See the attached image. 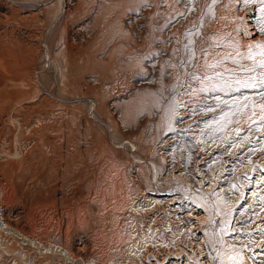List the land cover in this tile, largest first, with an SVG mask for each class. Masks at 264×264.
Here are the masks:
<instances>
[{"label":"rangeland","instance_id":"1","mask_svg":"<svg viewBox=\"0 0 264 264\" xmlns=\"http://www.w3.org/2000/svg\"><path fill=\"white\" fill-rule=\"evenodd\" d=\"M206 1L175 0L169 16L161 17L167 27L166 43L151 41L149 52L137 57L140 61L137 69L127 67L132 55L104 58L102 71L94 70L93 62L87 59L75 63L65 57L63 28L51 26L43 31L38 66L28 93L23 87H11L10 83L0 88V206L5 210L6 223L12 226L0 224V238L5 240L0 244V264H89L93 261L126 264L129 255L133 264H184L176 254L192 238L184 236L187 233L181 231L179 217L189 214L191 208L197 211L188 205L190 200L201 209L194 213L203 217L200 229L196 226L195 232L199 238L206 235L215 262L225 263L226 259L221 261V256L227 253V248L237 249L242 261L241 246L236 239L244 234L234 231L235 226L239 227L237 218L245 208L252 214L260 208L259 201H253L250 192H262L264 187L261 183L254 186L260 172L264 177V55L257 58V53L249 51L248 67L231 88L205 87L199 64L218 49L210 45L211 36L217 32L214 28L221 25L217 19L223 16L219 17L218 13L226 12L224 30L234 26L230 27L227 16L230 8H220L228 0H218L209 6ZM61 2H41L36 8L48 9L54 17L63 12ZM236 3V7L244 5L241 11H236L242 14L240 24L244 20L252 24L257 18L264 29V0H236ZM143 21L140 19L139 28L149 30ZM155 22L154 25L159 20ZM125 23L128 30L138 29L131 18ZM75 30L79 34L72 35L82 38L83 47L89 49L92 34L79 28ZM263 36L264 32L261 34L264 39ZM257 45L251 47L264 51V41ZM6 91L9 96H4ZM10 91L14 93L12 99ZM144 93L145 105L129 104ZM19 94L25 97L22 99ZM53 129L60 130L65 140L72 139L80 150L83 148L82 156L89 150L95 161L92 166L98 167L99 172L81 175L79 170L67 166L68 158L77 153L53 139L56 153L51 158L54 160L50 159L49 167L40 166L42 171L35 173L34 165L46 156L40 136L47 137ZM225 136H229L225 145L210 143ZM227 165H230L227 170L232 172L227 177H218L216 170ZM228 177L229 184L237 188L235 199L220 192L222 185L227 187L224 181ZM145 192L156 195L163 203L157 211L144 215V227L136 237L128 223V209ZM163 193L170 195L162 196ZM126 194L129 204L123 208L120 202ZM104 196L111 199L103 200L106 208L101 223H96L89 211L80 214L82 205L89 209ZM172 199L175 206L169 209L167 204ZM119 209L121 214L117 218L122 217L127 236L117 247L118 235L112 224L116 223ZM110 219L115 221L112 223ZM190 219L189 223L197 225V220ZM151 228L157 229L160 242L169 246L156 251L160 263L152 254L146 255L143 262L131 255L136 251L135 243L147 236ZM31 239L41 240L48 249L65 248L75 260L60 251L46 252L29 242ZM226 264L234 263L229 259Z\"/></svg>","mask_w":264,"mask_h":264},{"label":"bare ground","instance_id":"2","mask_svg":"<svg viewBox=\"0 0 264 264\" xmlns=\"http://www.w3.org/2000/svg\"><path fill=\"white\" fill-rule=\"evenodd\" d=\"M13 1L14 3H9L10 1L8 2L6 0H0V88L6 83H10L12 84L11 87L14 86L15 88H19V89L23 87L22 89L26 91V94L30 90L29 89L30 87L28 86H30L31 77L35 75L36 68L38 66L37 61L40 57V53H41L40 47L43 39V31L45 29H49L51 26H57L58 28H63L65 35L63 36L62 43L64 42L63 50L65 53V57L69 58L70 60H74L75 63L77 62L80 63L83 60L87 59L91 63L93 62L94 70L102 71V67L105 66L104 58H106L105 60H111L120 55H125V58L128 55H132L133 58L131 57L132 59L130 60V62L128 61L129 63L127 64V67L129 69H133L134 67L135 69H137L140 66V61L139 58L137 57L141 54L149 52L151 41L158 40L159 43L161 41V45L166 43L168 38L164 39V37H166L165 34L167 35V31H166L167 27H165V25L163 24L164 21H162L161 17L166 14L168 15V12L171 11L172 9L170 6L173 2L174 5L176 4L175 0H61L63 1L61 2L62 6L64 5L63 12L61 13L60 11L61 15L59 14L58 16L53 17L50 15L48 9L38 10L36 8L37 4L41 2H48L50 0H13ZM216 1L218 2V0H207L206 4L208 5ZM229 2H231V4L233 5H230ZM236 5H237L236 0H228L227 2L221 3L220 6L221 9L223 7L230 8L229 11L227 12V16L229 18L228 20L230 22L229 24L230 27L233 24L234 25L233 27L237 28V30L235 29V31L237 32H235L234 29H232L233 27L229 30L223 29L224 27H226L222 25V23H224V19H225L224 17H226L225 16L226 12L220 11V13H218L220 14L219 17L220 16L223 17L217 19V22L218 24L221 23V25H217V27L214 28L217 32L214 31V34L211 36V41L209 39L211 43L210 45L212 46L214 45L218 49L215 52H212L215 54H211L208 57L206 56L205 58L206 60H204V62L201 59L203 63L201 62V64H199V72H204L205 82L203 84L205 85V87L210 86L215 90L218 88H222V89L231 88L230 85H235L236 83H238V79L241 76L242 70L246 66L248 67V60H251L249 59V51H252L253 54L257 53L258 54L256 55L257 58H259V55H264V51L261 50V48L259 49L258 47L257 49H253L251 47L253 45L259 44V42L264 41V39L261 37V34H263L264 29H262V27L259 25V21L257 18L254 19L252 24H248L245 20H244L245 23L240 24L242 21V18L240 16L242 14L238 12L239 10L241 11L244 8L243 7L244 5L242 6L239 4L237 6L238 8L236 7ZM130 15L133 16L128 17ZM127 18L129 19L131 18L132 20L135 21V24L138 27L137 29L138 31L132 30L133 28H131V30L127 29L125 23ZM82 19L89 21V23L83 22ZM140 19L141 20L144 19L145 23L149 27V30L147 31L143 30L141 27H140L141 30H139ZM154 20L155 21L159 20L158 22L159 24L157 23L154 25L153 24L155 22ZM57 27L55 28L57 29ZM78 28L79 30H83V31L87 30L89 31L90 34H92L91 36L93 39L91 42H89L90 43L88 45L89 49H85L83 47L82 38L74 37L72 35V33H76V34L78 33V31L75 30ZM231 30H233L234 33H231L230 32ZM26 86H27V90H26ZM6 90L8 91V89ZM7 91H6L7 94L4 93L5 94L4 96L6 95L9 96ZM17 91L19 90H16V92ZM146 93H148V91ZM13 94L14 93L10 94L11 95L10 99H12ZM17 94L18 93H16V96H18ZM24 97L22 96V99ZM146 102H147V98H146V94L144 93V95L135 98L129 104L133 105L134 107V106L145 105ZM183 118H185V116H183ZM193 130L195 129L193 128ZM53 131H51V133L47 137H45L44 135L40 136V142H41L40 144L44 148L46 156L44 158H41L37 162V164L34 165L35 167L33 168V171L35 173H38L39 172L38 170L42 171V169H40V166L45 165L46 166L45 168H47V166L49 167L48 163L50 164V159H53L51 157L56 153L55 146L54 144H52L53 139L61 143L62 142L65 143L66 149L71 148L70 151L74 149L73 151L77 153L75 155L70 153L71 155H73V157L70 156V158H68L69 159L68 162L66 161L67 166L69 165V167L71 166L79 170L81 172V175L82 174L90 175L91 173L99 172L100 169L98 167L92 166L95 164V161L89 155L90 153L89 150H87L86 155L82 156L81 150L83 148L80 150V146L72 142L71 141L72 139L70 141L65 140L64 134L60 130H56L54 132ZM235 131L237 132L239 130L237 129ZM228 138L229 136H225L222 139H217L216 141L213 142L210 141V143L212 144V146L217 144L225 145L228 143ZM61 148L62 147H60V149ZM57 150L58 152H60L59 149ZM85 153L86 152H84V154ZM51 162L53 163L52 160ZM228 167H230V165H227L226 168L223 169L221 168L218 171L216 170L215 174H218L217 175L218 177L219 176L227 177L228 173L232 172V170H227ZM229 177L227 178L226 181H224L227 187L223 188L222 185L220 192L222 195L228 196V198L231 196V198L235 199L236 197L235 191L237 188L234 187L232 183L229 184L230 182ZM82 178L84 179V177ZM256 181L257 182L254 183V186L259 183L262 184V187L264 186V182H263L264 177L262 176L261 172L258 174V179ZM228 190H231L232 193H229ZM263 192H264V187L262 192H257V190L250 192L251 197H253V201L254 200L259 201L258 205H260V208L254 209L252 211L254 212L253 214L251 213V210L245 208L241 212V214H239L240 216L239 217L237 216L238 217L237 225H239V227L236 228L235 226L234 231L235 230L236 232L239 231V233L238 232L237 233L241 235L244 234L242 235L244 237L242 238L238 237L237 238L238 240L236 239L237 243H240L239 245L241 246L240 252L242 254V261H241V256L239 255V251L234 248H227L226 250L227 253H224L221 256V261H224L225 259L228 261L230 259L231 262L234 264H241L242 262L243 264H264V195H263L264 193ZM169 195L170 193L162 194V196H169ZM109 199L111 198L109 197L107 198L106 196H104L103 199L101 200L102 202L97 201V205L89 209L86 205H82L80 207V214L89 211V216L93 217L96 223L98 222L101 223L106 208V206L104 205L105 203L103 204V200L107 202L109 201ZM0 202L2 203L1 198H0ZM171 202H174L173 199L170 201V203L167 204L169 209H172V207L175 206L174 203L172 204ZM120 203L121 206L125 208L129 204V195L126 194V196L123 197ZM162 203H163L162 200L158 199L156 195H151V194L149 195L148 192H145L140 197H136L134 199V203L132 207L130 205V209H128V217H129L128 223L129 226L132 227L131 230L133 236L137 237V235H140L139 229L144 227V221L146 219L144 215L150 214L149 212L154 209L155 211H157L158 210L157 208ZM187 203L188 205H192L193 208H197V211H193V209L191 208L189 210L190 213L185 215L184 217H179V220L181 219V224H182L181 231H183V233L185 232L187 233L184 236H187L188 239L190 238L192 239L190 241L189 240L185 241L184 245L186 246V248H181L178 254H176V256L178 257L179 260H183L184 264H217L214 258L211 256L210 250L208 248L206 235H203L202 237L199 238L198 234L195 232V230H197L196 226H198L197 227L198 230L200 229L199 225L201 226L203 217L201 218L198 217V215H196L194 212H199L201 211V209L199 208V205H197L194 201L190 200ZM188 208L189 207L186 206V209ZM120 211H121L120 209L117 210L116 218L117 215L121 214ZM4 214H5V210L0 206L1 226L4 225L5 227L12 228L11 225L6 223V218ZM192 217L195 220H197V225L189 223L191 222L190 218ZM121 218L118 217L116 219V223H113V221H115L113 219L109 220L112 221L113 223L112 225H115L116 227V234L118 235V240H116L115 238V240L117 241L115 246L117 247L118 245L120 246L125 242L127 236V232L124 226L125 224L122 222ZM79 223L81 222L79 221ZM187 225L189 226L188 228H186ZM241 226L242 228H240ZM153 229L154 228H151L148 231L147 236H142L140 240L137 243H135L134 247L136 251L131 249L132 252L135 251V253H132L131 255H133L134 257L136 255V257L140 258V262H143V258H145L146 255L152 254L159 260L160 263L161 259L160 257H158L156 251H159V248L162 249L169 248V246L165 245V243H161L162 241H161V237H159L158 230L156 229L154 231ZM4 241L5 240H2L0 238L1 246L4 243ZM29 242L37 245L40 249L46 252H49L50 250L60 251L68 258L75 260V257L73 256L71 251H68L65 248L51 246L50 249H48L47 246L43 242H41V240H37V239L36 240L31 239ZM129 256L125 260L126 264H133L131 263ZM226 260L224 264H226ZM89 264H97V263L93 261L90 262ZM109 264H115V263L111 262Z\"/></svg>","mask_w":264,"mask_h":264},{"label":"built area","instance_id":"3","mask_svg":"<svg viewBox=\"0 0 264 264\" xmlns=\"http://www.w3.org/2000/svg\"><path fill=\"white\" fill-rule=\"evenodd\" d=\"M11 264V263H10Z\"/></svg>","mask_w":264,"mask_h":264}]
</instances>
